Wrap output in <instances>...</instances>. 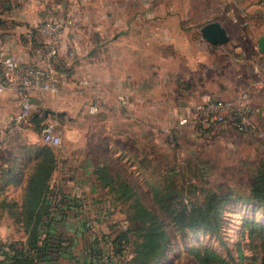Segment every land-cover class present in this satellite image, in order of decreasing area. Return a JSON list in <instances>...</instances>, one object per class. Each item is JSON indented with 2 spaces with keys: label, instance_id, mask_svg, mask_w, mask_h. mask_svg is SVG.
Returning a JSON list of instances; mask_svg holds the SVG:
<instances>
[{
  "label": "rangeland",
  "instance_id": "rangeland-1",
  "mask_svg": "<svg viewBox=\"0 0 264 264\" xmlns=\"http://www.w3.org/2000/svg\"><path fill=\"white\" fill-rule=\"evenodd\" d=\"M60 1L77 13L78 32L83 34L89 21L100 22L106 29L101 41L117 37L133 48L123 51V61L132 66L130 76L139 93H123L128 102L120 104L115 79L104 78V65L96 67L93 84L76 88L77 102L63 104L59 115L44 114L43 122L54 124L61 135L58 146L44 144L40 124L30 118L6 123L10 131L0 132V142H9L11 149L0 150V163H10L5 170L9 188L0 194V226L10 219L11 229L4 241L24 239L15 218L39 149L48 146L57 157L52 184L77 175L75 165H87L88 174L97 178L98 166L107 164L110 176L132 187V199L119 200L108 188L96 187L98 197L85 200L97 206L87 227L99 246H104L102 234L111 231L110 225L131 229L137 242L145 227L156 226L165 232L166 242L156 264H201L196 253L206 257V250L219 257H206L208 264H264V204L250 197L252 181L264 170V140L227 131L222 124L204 133L193 119L181 123L189 108L204 99L232 98L247 90L249 113L260 119H251L252 124L263 127L264 86L251 88L264 78V58L256 53L257 39L264 35L260 0ZM213 21L226 29L225 44L210 45L202 38L201 26ZM98 44L99 39L95 48ZM145 84L155 90L147 99ZM92 106L96 111L90 112ZM3 185L8 183L0 182V190ZM205 210L216 228L200 219ZM149 211L151 220L143 214ZM183 212L189 214L188 226L181 228Z\"/></svg>",
  "mask_w": 264,
  "mask_h": 264
},
{
  "label": "crops",
  "instance_id": "crops-1",
  "mask_svg": "<svg viewBox=\"0 0 264 264\" xmlns=\"http://www.w3.org/2000/svg\"><path fill=\"white\" fill-rule=\"evenodd\" d=\"M65 4V2H61L60 0H0V48H2L8 56L14 58L20 64H28L35 61L36 49L34 44H38L42 41L39 39L37 33L40 21L50 8L52 11L54 10L53 13L55 15H59L62 11L60 9H62V7L64 8ZM55 7L59 9L55 10ZM93 23L94 26H92ZM88 24L90 25L83 30V34L78 32L76 27L70 30L68 38L64 45L60 48L56 59L58 66H56L57 63L56 65H53V67H58V70H56L58 73L57 75H59L58 90L55 93L34 92L37 95V98L33 97L34 108L43 106L45 108L44 111H63V104L66 103L69 105L71 102L73 103L78 101L76 88L85 87L82 82H87L88 85L91 83L93 84L95 77L94 74L97 70L96 67L102 68L106 65L107 69L112 70L111 64L115 67V74H112L111 70L109 71L103 68L102 72L104 73V78L108 80L110 79L111 81L115 79V84L112 86L117 88L115 93L118 95L119 99L122 95H124L123 93H128V91L135 94V96H138L137 93L139 92L136 87L133 86L134 81L132 76H130L133 68L132 66H126V62L123 61V51L130 50L133 52V48L128 49L129 46H124L122 41H120L117 37H113L112 40L109 41H101L105 36L106 29L99 25L101 24L100 22L95 24V22L89 21ZM98 39L99 44L98 47L95 48V41ZM112 47L114 49V54L110 52ZM69 52H72L71 58L68 56ZM95 52L99 54V59L92 57L91 53ZM256 53L258 54L257 51ZM103 55H105L104 58H102ZM112 59L113 61L110 63ZM43 63L46 64L47 62L43 61ZM3 68L4 65L2 63V58L0 57V78L4 76ZM116 69L119 72H117V74ZM16 80L18 81L17 76ZM261 81L262 80L259 79L255 83L251 84V88L255 90L261 89L263 87ZM130 82L132 84H130ZM106 86L108 85L106 84ZM142 88V92L144 90L146 91V99L150 93L155 91L149 84H145V86L142 85ZM85 92V94H88V91ZM105 93L110 94L107 90ZM22 96L21 91H19L15 85L7 87L2 93H0V132L5 134L9 133L10 130L9 128H6V123H8L11 119H15L18 122L21 121L18 120L17 116ZM47 96L50 97L48 98L50 99L49 101L46 98ZM250 118H255L257 122L260 120L257 115L253 116L252 113L250 114ZM254 124H257L256 121ZM222 125L221 128L227 131L236 132L229 123ZM218 127H220V125H218L217 128ZM202 131L204 133L208 132V130L204 129H202ZM250 134H252V132L245 134V137L248 138ZM10 149L11 145L9 142H0V150L7 152ZM0 168L2 169L1 172L3 171V174L0 175V182H3V184L8 183L6 187L3 185V189L0 190V194L5 195V193L8 192L7 188H9V180H5V170L8 171L10 168L9 161H3L0 163ZM73 168L77 170V175L63 176L61 180H57V183L55 182L56 180L52 179L53 183L57 185V187H59L58 183H60L62 192L68 199L75 198L81 201L79 206L76 208L75 206L69 207L65 205L64 199H61V203L64 205L59 208L58 216H56L49 228L52 233L50 236L57 238H60L59 236H61V245L58 248H53L48 257V261L41 264H84L85 261L89 264L91 262V258L88 256L89 249H86L93 241V232L89 226L87 227V223L91 222L89 215L95 211L94 209H97V206H94L91 203L89 204L85 200L93 198L96 199L98 197L95 196L97 194L96 187H100L101 189L105 188L101 187L97 183L94 175L88 174L87 165H75ZM80 171L85 174L82 175ZM98 191V193H101V190ZM76 213L82 216L83 220L87 219L86 223H82L74 217L71 219L68 218V216L75 215ZM9 221L10 219L3 222L0 226V240L2 241L8 240V237H10L9 231L11 229V223ZM80 236H82V238H80Z\"/></svg>",
  "mask_w": 264,
  "mask_h": 264
},
{
  "label": "trees",
  "instance_id": "trees-1",
  "mask_svg": "<svg viewBox=\"0 0 264 264\" xmlns=\"http://www.w3.org/2000/svg\"><path fill=\"white\" fill-rule=\"evenodd\" d=\"M35 49L39 43L34 44ZM57 63V65H56ZM55 65L58 66L56 61ZM58 70V67H55ZM44 110L32 112L29 116L30 121L40 124V132L43 125ZM40 157L36 158V163L29 175L23 194L21 211L15 218L16 223L20 225L24 232V239L13 241H0V264H41L48 261V257L53 248L60 247V238L50 236L51 227L58 210L62 205L69 207H78L81 200L68 199L62 192V189L51 183V177L56 170L57 157L52 148L42 146L39 149ZM97 183L108 188L114 196L120 199H132L134 196L132 187L124 179H114L108 173L107 164L98 166ZM120 178V177H119ZM251 200L257 204H264V170L260 172L250 185ZM64 199L65 203H61ZM135 208V205H132ZM150 211L144 212L145 217L150 218ZM77 216V217H76ZM186 214L183 212L178 221L180 227L188 226L185 221ZM65 217V215H64ZM75 218L82 223H86L82 216L75 214ZM133 218H129L131 220ZM200 219L206 222L210 228L216 226L207 218V211H203ZM177 222V223H178ZM145 226V225H144ZM141 236L140 242L135 241L130 234L131 229L122 226L110 225V232L102 234L103 247H99L97 240H93L89 247V264H156L165 249V232L158 231L156 226H147ZM82 238V236H80ZM207 256L219 259V257L210 250L205 251ZM129 255V256H128ZM198 262L208 264V258L196 253ZM106 259V261H105ZM84 264H87L86 261Z\"/></svg>",
  "mask_w": 264,
  "mask_h": 264
},
{
  "label": "built area",
  "instance_id": "built-area-1",
  "mask_svg": "<svg viewBox=\"0 0 264 264\" xmlns=\"http://www.w3.org/2000/svg\"><path fill=\"white\" fill-rule=\"evenodd\" d=\"M260 5L264 8V0H260ZM58 9L55 7V10ZM60 10L62 11L59 15H55L51 8L47 10L38 25L37 33L42 41L39 42V46L35 50V61L20 64L0 48V57L4 65V76L0 78V93L13 85L21 91L23 96L17 116L18 120H25L31 115L34 108V92L55 93L58 90L59 75L53 65L56 63L60 48L66 42L70 30L79 23L77 13L70 10L67 5ZM257 52L264 58V52H260L258 48ZM69 55L72 53L70 52ZM43 61L47 63L44 64ZM261 82L264 86V78ZM82 83L83 85L87 84V82ZM120 100L122 104H127V94L122 95ZM250 100V92L247 90H243L232 98L213 96L189 108L187 116L182 118L181 123L193 119L197 126L204 130L229 123L238 133L252 132L258 139L264 140V118L263 127L255 128L249 113ZM96 109L92 106L90 112H94ZM40 135L44 144L58 146L61 143V135L54 124L43 122Z\"/></svg>",
  "mask_w": 264,
  "mask_h": 264
},
{
  "label": "water",
  "instance_id": "water-1",
  "mask_svg": "<svg viewBox=\"0 0 264 264\" xmlns=\"http://www.w3.org/2000/svg\"><path fill=\"white\" fill-rule=\"evenodd\" d=\"M200 33L202 38L210 45L225 44L229 40V35L226 29L217 21L208 22L201 26ZM257 48L260 52H264V35L257 39ZM45 117L49 114L59 115L60 113L45 110Z\"/></svg>",
  "mask_w": 264,
  "mask_h": 264
}]
</instances>
